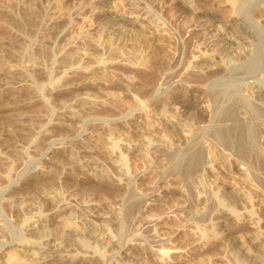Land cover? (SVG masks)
Instances as JSON below:
<instances>
[{
	"label": "rangeland",
	"instance_id": "obj_1",
	"mask_svg": "<svg viewBox=\"0 0 264 264\" xmlns=\"http://www.w3.org/2000/svg\"><path fill=\"white\" fill-rule=\"evenodd\" d=\"M18 1H20L21 3ZM139 1L143 10L149 9L148 11L151 10L152 12L155 9V4L158 2L156 0V2L154 0ZM151 1L154 2L151 3ZM211 1L214 5V9L216 10L218 18H220V15H222L221 17H223L225 16V14H227L226 18L223 17V22H225L224 24H227V22H235L231 18V16L228 17L230 14L223 11V8L228 9V6L226 5L227 0L226 2L225 0ZM24 2L23 0H0V218L6 222L5 223L4 221H2L4 222V225H7L8 228L10 227V229H7V227L5 226V231H8L6 233L3 232L5 233L4 237L6 235H9L8 237L6 236L8 240H10L9 238L13 239L17 234L18 235L15 237H21L19 235V231L24 232L23 229L25 228V223H27V221L31 218H36L37 216H48L51 220L49 228L54 230L56 233L66 232V217H70V219H68L72 222L77 220L80 224L82 223V221L80 222V220H78V217L82 216L84 218V221H87L89 223L92 220L95 223H93L94 230H97V233L99 234L98 237L101 236L100 238L102 239V241H107L106 239L114 238L116 241H119L117 243H126L127 245L133 244V250L131 249V254L128 255V257L122 259V262L124 264H264V203H262L264 201L260 203V199H258V195L260 193L264 194V175L262 174L264 172V154H262V152L260 153L259 150L258 152L256 151L255 147L253 146L254 143H251L253 146L251 150V144L248 141L250 139L243 140V143L245 144H243L244 147L242 148V150H246L245 152L243 151V154L246 153L244 154V156L247 158L249 155L248 159L250 160L251 164H253L250 168L244 167L236 157H228V159H226V163V161L223 159L227 158L226 155L220 154L219 151H213V154H215V157H217L214 161L215 165L218 163L216 165V173L214 172V174H216L215 176H218V180L226 181L224 183V186L222 184V190H227V192L225 191V196L217 195L218 188L217 184L213 180L214 177H210V175L208 176V174L205 173L203 174L202 171L198 170L196 164H198L197 158L199 155L195 151H193L192 153V150H190L191 153L189 152L190 154H188V151L186 149L184 150L185 154L183 152L179 153L178 155L176 152H171L172 154L169 153V157V155H157L158 153L160 154V152L162 153L164 151L161 145H153L152 147L151 144L146 148L144 147L143 151L133 149L128 150V152H126V150H119L117 146L114 147L112 142L116 139L118 140V138H120L121 136L123 137L124 131H126L127 134L129 133V140H131V138V141L135 140L131 142L132 144H140V142H144L143 138L147 135L143 133H145L146 131H132V127L128 126V128L125 125H122L117 129L118 133L116 131V134H114L115 130L113 129L114 131L111 132L112 130H109L110 127L108 126H111L113 125V123L120 121V119L123 120L125 117L131 115V113L138 111L140 108L142 109L144 107L143 104L135 105V99L133 100V98H135L136 94L138 99L139 97L140 100L143 99V92L140 93L142 96L138 92H135L137 91L136 89H139V87H141L142 90H150V88L152 87V76H150L149 74L153 75V72H106L107 75L105 73L104 80L102 81L97 79L96 77L100 75L101 72H99L100 74L98 72H92L94 73V75L91 72H87L89 73L87 75L84 74L85 72L58 73L57 71L59 68V64L54 59V55H52L50 51L52 50L54 53H57L59 51L58 48H60L63 43L67 42V38L69 36L66 37V34L70 35V33H72V35H75L73 33L75 29L73 28H76V30L74 31L76 33V36H79V34H81L80 36H82V17L78 16L76 17L77 19L74 18L75 21H72L71 19H69V17H67L68 13L66 12L61 13L58 9H56V11L54 12H51L48 7V0H24ZM141 2L144 6L141 4ZM223 2L226 4H224ZM156 5L158 6V4ZM107 7L108 10L110 9L108 15L110 14L109 18H111L108 19L105 14H103L102 17V14L97 15L99 18H96V16L92 23V27L94 28V30H90L95 39L98 40V38L100 37L98 41H92V43L97 42L95 44H91L88 39L89 47H91L92 49L94 48L95 51L97 49L98 51V53H96L97 51L95 52L93 50L95 54H92V60L99 59L100 56L102 57L106 55L109 50V47L106 44L108 37L107 35L109 34V31H107L109 29V25H111V28H115L118 26L117 29L119 28L123 34L118 33L119 35H117L119 37L121 35L124 37L125 35V39L129 38V41L131 43L134 42V44H136V49H140V51L142 49L141 53L147 55L153 41L152 39L155 37V35L159 36V27L149 25V21H146L145 18L141 19V15L136 16V12L133 13L130 6L124 0H108ZM112 14H114V17ZM263 14L259 15L258 13L257 15H259L260 19L262 18V22L264 23ZM104 15L107 18L104 17ZM117 16L119 18L121 16H128V21L125 22L124 20L122 22ZM131 19H134L135 22ZM109 21L112 22V24H110ZM47 22L50 23L51 26L48 25ZM76 22L78 23V25ZM98 22L100 23V25H98ZM106 22L109 24H107ZM235 23L234 25L231 24L228 28L230 29V31L227 30L226 32L224 31V29H219L220 26H218L217 23L212 26L211 29L214 28L213 31L215 32H212V34L214 33L213 36H215L213 37V41L215 44L217 43L216 47L219 44H225V46L223 45V47H221V45L219 46L223 50L225 49L229 52L231 51V54H237V52H240L242 47H246L247 49L251 47L250 50H253V48H255V54H259L260 57H264V33H262L263 30L261 31L259 27L257 28L259 30H256V28H253V25L248 21L247 29H245L246 27L244 28L240 26V24ZM72 24H75V27ZM96 25H98L99 29ZM168 25L169 24L167 23L164 24V26L170 27L167 28V31H164L166 33L165 48L170 47L172 50H169V52L167 48L165 50H167V56L170 57L174 52L173 49H175L177 46H182L183 40L181 41V34L177 32L176 29H174L175 26L172 27ZM78 26L79 28H77ZM78 29L79 31L76 32ZM136 29H139L140 31H136ZM170 29L172 33L170 32ZM67 30H69V32H67ZM148 31L153 32L149 33ZM221 31H223V33ZM48 32H50V35L48 34ZM91 33H89V37ZM168 33H170V35ZM233 33L235 34L232 35ZM99 34L100 36H98ZM109 35H111L110 37H112V34ZM117 35L115 36L116 38L118 37ZM223 35L226 37H223ZM96 36H98V38H96ZM102 36H105L106 38ZM232 36L239 39L237 40V43H235L236 45L234 44V42L236 41H234L235 39ZM115 37L114 39H116ZM123 37L122 39H124ZM224 38L226 39L224 40ZM250 39H252L251 43L248 42ZM50 41L51 48L49 51L48 46L50 45ZM101 42H103V47L101 46ZM241 42H247L248 44L246 43V45L244 46L243 44H241ZM260 43H262L263 45V51ZM41 46H43V48H45L46 50L43 49L44 51H42L40 48ZM228 46L231 48H229ZM220 47H217L218 51ZM140 51L138 53H140ZM37 54H41L39 55L40 57L44 56L43 59L39 58ZM94 55H96L97 57ZM260 57H257L258 60H256L254 64L263 61V58ZM212 58L201 60L200 62H202L201 64H203L201 66L205 67L211 65L213 67H217L218 65H224V62H219L220 60L217 56H215L214 59ZM38 60H44L43 64L49 69V72L37 71L39 64ZM194 60H197V58L191 60L192 64L195 62ZM80 73L83 75H81ZM133 73L138 74L134 75ZM140 73L142 74V76L140 75ZM144 73L148 75H145V79ZM159 73L160 74H158V72H154V74L157 75L156 77L164 78L165 76L166 78L167 75V80L165 81H168L169 79V87L166 89V92L164 91L162 94L159 93L160 96L159 94L153 96V99L151 100L152 102L148 101V103H150L148 104L150 106L149 108L152 109H149L148 105H146V109H144L146 110V115L150 114L145 117L147 120L146 123L149 126L152 125V133L154 130L155 137L160 140V143H167V141L178 142L181 139L183 140V137L181 136L183 134V131L181 130L182 134L180 135V132H177V127L179 125L180 127L187 126L186 128L191 126L190 124L192 123L189 117L192 113H194V111H200L204 116H206L205 118H207V120L209 119L208 117L210 115V104L205 100L206 98L204 92L206 91V89L204 87H201L202 90L200 89V91H198L197 93L194 92L192 90V86H194L193 84H197V82L195 83L194 81H192L193 83H191L190 81V83L186 85L188 87L184 89L185 86L181 85V83H179L178 81L180 78L179 74L181 72ZM139 75L143 77L144 80L141 79ZM91 76H95L96 78H92ZM132 76H134V78ZM128 77H131L130 80H128ZM148 77H150V80ZM132 78L134 79V83ZM94 79H96L97 81H95ZM137 80L139 82H137ZM157 80L158 78H156V81ZM144 81L146 82L144 83ZM172 81L174 82V84ZM142 82L145 85L146 83L150 84V87L149 85H143ZM134 84L136 87L134 86ZM234 84L235 82L230 81V79L225 80L224 83L220 82L217 84L218 86H213L215 88L211 87L210 94L213 92L214 94L212 93L211 95L215 97L216 95L221 97H225L226 95L227 97H229V99L227 100V103L229 102V105H233L231 103L233 102L239 110H243L244 101L241 100L239 96H234V88L236 85ZM132 91L134 92V94L131 93ZM106 93L107 96L105 97ZM137 94L140 96H138ZM113 95H116V97ZM86 97L91 101L94 100V104L93 102L90 103L91 101H84ZM108 97L109 99H107ZM52 98H54L55 100H52ZM114 100H116L117 102ZM144 100L145 98L142 100V102H144ZM107 101L109 103L111 102V104L109 105ZM87 103H89V105ZM130 104H132V106ZM231 105L229 107H231ZM83 106L86 108H83ZM187 106H193V108L195 109H190ZM240 107L242 109H240ZM187 109L190 111H187ZM120 111L123 113H118ZM170 112L172 113L170 114ZM117 113L120 115H118ZM164 116L171 120L169 122L164 121ZM225 131L226 130H224V132ZM139 132L142 134H140ZM117 134H120V136H118ZM111 135H113V137ZM114 135H117L118 137L114 138ZM83 138H85V141L82 145V142L80 143V141ZM69 141L76 143V146H72L70 148L64 147V145L70 143ZM250 142L253 141L251 140ZM77 145H79V147ZM80 147L83 149L85 148V150H83V153L85 155L84 159H87V167L83 166L82 164L79 166V164L76 165L73 163L74 159L72 158H75L74 154ZM207 152L208 153L206 155L208 156L209 149ZM121 153H123V155L127 153L128 156L124 157ZM254 153L256 156L254 155ZM51 156L53 157V160L47 159ZM207 156H205V160L208 159ZM71 160H73L72 163H70ZM219 163L222 165L221 167ZM69 165H72V169L74 170L70 169L71 166ZM112 165L114 168L112 167ZM43 170H46V172L43 173ZM256 174L259 177H256ZM256 178H260V180L258 179V181H261V184L263 183L262 186L256 180ZM63 183L65 184L63 185ZM234 185L237 186V188ZM214 186L216 189H211V187ZM256 186L259 187L257 188ZM257 189H259L258 192H256ZM228 192L229 194L232 193V195H229ZM245 194L247 196H250L252 194V199L249 197V199L246 198ZM228 196H231L233 198H230ZM218 197H222L221 202ZM225 197H227L228 201H225L227 200ZM223 198H225V200ZM229 199H231L232 201ZM233 199H236V203L235 201H233ZM92 201H95L97 205H99V211L97 210L98 216L94 217L96 219H93L92 217V219L90 220L88 219L90 217L89 215L87 216V214H89L88 208L89 206H91L89 205V203ZM68 203H70V205ZM62 204L69 205V212L68 210L62 211L60 213H57L55 211L57 207L59 208L60 206H62ZM235 205L237 206L236 208ZM73 210H75V214L71 212ZM80 210L81 213H79ZM226 210H239V212H243V215L244 213L250 214V212H254V216L256 217L255 219L259 220V224L257 225L258 227H250L249 220L245 221V219L237 222L233 218H230L229 215H227ZM63 212L65 213L63 214ZM79 214L81 216H79ZM62 215L67 216L63 217ZM72 217L74 218V220L72 219ZM76 224L78 223L76 222ZM192 228L199 230L198 236H193L194 232H192ZM11 233H15L14 236H10L12 235ZM246 233H248V235H245ZM71 234V236H73L72 238L76 237L75 235H73L72 231ZM160 236L164 238L165 243L162 244V246L164 245L163 247L160 246L159 248V245L155 240L160 238ZM256 236L258 237L257 245L256 247H254L253 251L251 250L252 252H249L252 254L246 253L248 251L245 250H238V247L240 245L248 247L249 240H255L257 238ZM6 238H4V240ZM234 238H238L241 241L235 243ZM142 242L144 243L143 245L139 246L136 244ZM236 246L238 247L236 248ZM79 248L77 250H74V248H72L73 250L71 249L70 252L77 253L78 251H87L80 246ZM152 248L162 250L165 249L169 254H167L166 257L161 258L153 252ZM3 249V263L10 262L13 259L11 255L13 254L15 247L13 245L6 244ZM87 252V254L79 253V255L83 254L84 257H78V264H82V262L83 264H110L109 260L102 263V260L93 257V253H91L92 251ZM90 255L92 256V258ZM85 257H88V259H86ZM135 258H140V260L135 262Z\"/></svg>",
	"mask_w": 264,
	"mask_h": 264
},
{
	"label": "bare ground",
	"instance_id": "obj_2",
	"mask_svg": "<svg viewBox=\"0 0 264 264\" xmlns=\"http://www.w3.org/2000/svg\"><path fill=\"white\" fill-rule=\"evenodd\" d=\"M110 1V0H109ZM112 1V0H111ZM126 1V3L130 6L132 12H136V16H140L141 15V19L145 18L146 21H149V25L151 26H155V27H159V36H156L152 39V44L150 46L149 52L147 53V55H144L141 53L140 49H136L137 47H135L136 44L131 43L128 39H125V35H124V39H122V37L118 36V33H122V31H120V29L118 30L117 27L115 28H111V25H109V29L107 31H109V34H112V37H110L111 35L108 34L107 36V46L109 47L108 50V54L106 52V55L104 56H100L99 59L96 60H92L93 55L95 54L96 51L94 50V48L92 49L91 47H89V41L91 42V44H95L92 43V41L97 40L94 38V36L92 35L90 30H94V28L92 27V23L94 18L97 15H101V17L103 16V14H105L108 19L109 15H108V6L107 7V2L108 0H74V1H69V0H48V7L50 9L51 12L56 11V9L60 10V12H66L68 13L69 19H71L72 21H75L74 18L76 17H82V26H81V31L83 32L82 36H80L81 34H79V36H76V33L74 32L76 30V28H72L75 29L73 31V33L75 35H72V33H70V35L66 34V37L69 36L67 38V42L63 43L62 46H60V48L56 47L59 49V51L57 53H54L52 50L50 51L51 48V41H50V45L48 46V50L51 52L52 55H54V59L58 62L59 64V68H58V73L60 72H85L84 74H89L87 72H101L100 75L96 76L97 79L99 80H104V76L106 72H153L152 74H149L150 76H152L151 79V88L150 90H142L141 87H139V89H136L137 91H135L136 93L138 92L139 94L141 92L142 95L146 96H142V98L144 100V102H142V100H140V97L138 99V97L135 94V98H133L134 100V104L135 105H140L143 104V108L141 109H137L138 111H135L133 113H131V115H127L128 117H125L123 120L120 119V121H117L116 123H113V125L108 126L110 127L109 130L111 129L113 132L115 130L118 133V128L121 127L122 125L126 126V127H132V131H146L145 136L143 139V143L137 144V143H131L133 141L132 138L131 140H129L128 134L126 131H124V136L118 138L115 141L112 142L114 147H118L119 150H123L126 152H128V150H142L144 149V147L146 148L147 146L152 144L153 145H161L164 149H162V153L160 152V154L156 153L157 155H169V153L171 152H176L177 155L179 153H183L185 154V151L187 149L188 154H190V150L195 151L196 153H198V164L197 168L198 170L202 171L203 174H208V176L210 175V177H214L213 180L214 182L217 184V195L218 196H225L227 190L223 189L222 190V184L224 186V183L226 181H222V180H218V176H215L216 174H214V172L216 173V164L215 165V157L216 155L213 154V151H219L220 154L226 155L227 158H223L225 161L226 159H228V157H236L238 159V161L241 162V164L246 167V168H250L252 167L253 164H251L248 155V158L244 156L242 148L244 147L243 143L244 139H250L248 140L249 143H254V147L256 149V151L258 152V150L260 151V153L262 152V154H264V57H260L259 54H255L254 50L255 48H253V50H250V48H246V47H242V49L240 50V52L233 53L227 50H223L221 47H223V45L225 46V44H219L221 45V47L219 45H217L214 43L213 41V36L214 35V28H212V26H214L216 23L218 24V26H220L219 29L223 30L226 32L227 30L230 31V29H228L230 27L231 24L234 25V23L236 22L237 24H240V26L242 27H246L245 29H247L248 25H247V21L250 22L251 26L254 28H256V30L261 29V31L263 30L262 33H264V23L262 22V18L260 19L259 15L263 14L264 11V0H227V6L228 9H224L223 11L225 13L230 14L228 17L231 16V18L235 21L234 23H228L224 24L225 22H223V17L226 18V15L221 17L222 15H220L218 18L216 10L214 9V5L212 4L211 0H156L158 1L156 4H158V6L155 4V9L152 12L151 10H143V8H141L140 5V1L139 0H124ZM149 1V0H146ZM155 1V0H154ZM154 1H151L154 2ZM155 1V2H156ZM20 2V1H18ZM24 2V0H23ZM219 2V1H218ZM226 2V0H225ZM21 3V2H20ZM25 3V2H24ZM40 3V2H39ZM120 4V3H119ZM142 4V2H141ZM215 4V3H214ZM113 5V4H112ZM143 5V4H142ZM216 5V4H215ZM221 5V4H220ZM144 6V5H143ZM157 6V7H156ZM223 6V5H222ZM221 7V6H220ZM225 7V6H224ZM113 8V7H112ZM147 8V7H145ZM153 8V7H152ZM157 8V9H156ZM217 8V7H216ZM222 8V7H221ZM227 8V7H226ZM256 8V9H255ZM114 9V8H113ZM65 10V11H64ZM258 11V12H256ZM40 12V11H39ZM42 12V11H41ZM111 12V11H110ZM118 12V11H117ZM131 12V11H130ZM43 13V12H42ZM57 13V12H56ZM55 13V14H56ZM115 13V12H114ZM132 13V14H133ZM259 13V15H257ZM54 14V13H53ZM122 14V13H121ZM120 14V15H121ZM128 14V13H127ZM44 15V14H43ZM67 15V14H65ZM104 15V17H106ZM114 17V14H112ZM111 15V16H112ZM117 15V14H116ZM131 15V14H130ZM264 15V14H263ZM60 16V15H59ZM49 17V16H48ZM57 17V16H56ZM62 17V16H61ZM66 17V16H65ZM100 17V18H101ZM106 17V18H107ZM118 17V16H117ZM122 17V16H121ZM119 18V20H121L122 22L125 20L128 21V16H123L122 18ZM132 17V16H131ZM63 18V17H62ZM96 18H99L98 16ZM105 18V19H106ZM136 18V17H135ZM224 18V19H225ZM53 19V18H52ZM67 19V18H65ZM67 19V20H69ZM74 19V20H73ZM77 19V18H76ZM107 19V20H108ZM127 19V20H126ZM130 19V18H129ZM65 20V21H67ZM98 20V19H97ZM116 20V18H115ZM118 20V19H117ZM134 21V19H131ZM130 20V21H131ZM48 21V20H47ZM132 21V22H133ZM137 21V20H136ZM231 21V20H230ZM46 22V21H45ZM44 22V23H45ZM71 22V21H70ZM116 22V21H115ZM114 22V23H115ZM135 22V21H134ZM140 22V21H139ZM48 23V22H47ZM62 23V22H61ZM72 23V22H71ZM77 23V22H76ZM104 23V22H101ZM107 23V22H106ZM105 23V24H106ZM110 24H112V22L109 21ZM107 23V24H109ZM169 24L170 26H175L174 29L177 30V32H179L181 34L180 37H182L181 41H182V46L180 45L178 48L173 47L175 49H173L172 56L168 57L167 55V50L169 52V50H172L170 47V49L165 50V40H166V33L164 32L165 30L167 31V26H164V24ZM235 23V24H236ZM64 24V23H63ZM62 24V27H63ZM67 24V23H66ZM69 24V22H68ZM67 24V25H68ZM81 24V22H80ZM104 24V25H105ZM118 24V23H117ZM123 24V23H122ZM148 24V23H147ZM220 24V25H219ZM44 25V24H43ZM48 25H50V23H48ZM47 25V26H48ZM56 25V24H55ZM75 27V24H72ZM78 25V23H77ZM98 25H100V23L98 22ZM98 25H96L98 27ZM103 25V24H102ZM115 25V24H113ZM112 25V26H113ZM121 25V24H120ZM127 25V23H126ZM143 25V24H142ZM168 25V26H169ZM51 26V25H50ZM108 26V25H107ZM124 26V25H122ZM136 26V25H135ZM147 26V25H146ZM38 27V26H37ZM68 27V26H66ZM102 27V26H100ZM127 27V26H126ZM125 27V28H126ZM130 27V25H129ZM141 27V26H140ZM148 27V26H147ZM216 27V28H217ZM259 27V29H257ZM47 28V27H46ZM54 28V27H53ZM57 28V27H56ZM79 28V26L77 27ZM96 28V27H95ZM121 28V26H120ZM123 28V27H122ZM139 28V27H138ZM232 28V27H231ZM237 28V27H236ZM44 29V28H43ZM70 29V28H69ZM99 29V27H98ZM97 29V30H98ZM101 29V28H100ZM140 29V28H139ZM139 29H136L139 30ZM96 30V29H95ZM102 30V29H101ZM105 30V28H104ZM123 30V29H121ZM134 30V29H133ZM175 30V31H176ZM203 30V32H202ZM232 30V29H231ZM79 29L76 31L78 32ZM90 31V32H89ZM129 31V30H128ZM140 31V30H139ZM147 31V30H146ZM150 31V30H149ZM148 31V32H149ZM154 31V30H153ZM152 31V32H153ZM173 31V32H175ZM234 31V30H233ZM237 31V30H235ZM42 32V31H41ZM40 32V33H41ZM47 32V31H46ZM60 32V31H59ZM65 32V31H64ZM67 32H69V30H67ZM85 32V34H84ZM96 32V31H95ZM98 32V31H97ZM149 32V33H152ZM169 32V29H168ZM171 32V29H170ZM212 32H214L212 34ZM223 33V31H221ZM253 32V31H252ZM44 33V32H43ZM50 32H48L49 34ZM80 33V32H79ZM89 33L90 37H89ZM99 33V32H98ZM127 33V32H126ZM156 33V32H154ZM153 33V35H154ZM172 33V32H171ZM230 33V32H229ZM228 33V34H229ZM58 34V33H57ZM78 34V33H77ZM118 34V35H117ZM123 34V33H122ZM143 34V33H142ZM170 35V33H168ZM174 34V33H173ZM226 34V33H225ZM235 33H233L232 35H234ZM40 35V34H39ZM50 35V34H49ZM104 35V34H102ZM118 36L117 38L115 36ZM128 35V34H127ZM130 35V34H129ZM135 35V34H134ZM152 35V34H151ZM216 35V34H215ZM227 35V34H226ZM237 35V34H236ZM246 35V34H245ZM65 36V35H64ZM100 36V34L98 35ZM98 36H96V38H98ZM106 36V35H105ZM105 36H102L104 38H106ZM143 36V35H141ZM145 36V35H144ZM176 36V35H175ZM244 36V35H243ZM40 37V36H39ZM46 37V36H45ZM114 37L116 39H114ZM129 37V36H127ZM126 37V38H127ZM135 37V36H134ZM140 37V36H139ZM146 37V36H145ZM223 37H226L223 35ZM233 37V36H232ZM65 38V37H64ZM100 38V37H99ZM98 38V40H99ZM236 41L234 42L237 43V40H239L237 37H233ZM45 39V38H44ZM48 39V38H47ZM46 39V40H47ZM50 39V38H49ZM55 39V38H54ZM62 39V38H61ZM103 39V38H102ZM141 39V38H140ZM139 39V40H140ZM148 39V38H147ZM226 38H224L225 40ZM230 39V38H229ZM43 40V39H42ZM41 40V41H42ZM51 40V39H50ZM97 40V41H98ZM132 40V39H131ZM143 40V39H142ZM146 40V39H145ZM151 40V39H150ZM180 40V39H179ZM218 40V39H217ZM223 40V39H222ZM233 40V39H232ZM64 41V40H63ZM102 41V40H101ZM133 41V40H132ZM172 41V40H171ZM229 41V40H228ZM245 41V40H244ZM263 41H264V36H263ZM37 42V40H36ZM40 42V40H39ZM46 42V41H44ZM53 42V41H52ZM138 42V41H137ZM148 42V41H147ZM220 42V41H219ZM231 42V41H230ZM240 42V41H239ZM249 43L252 42V39H250L248 41ZM255 42V41H254ZM42 43V42H41ZM40 43V44H41ZM62 43V42H60ZM59 43V44H60ZM101 42V46H102ZM143 43V42H142ZM247 42H241V44H243L244 46L246 45ZM256 43V42H255ZM38 44V43H37ZM90 44V45H91ZM99 44V43H98ZM167 44V43H166ZM240 44V43H239ZM240 44V45H241ZM248 44V43H247ZM258 44V43H257ZM261 47H262V51H263V45L262 43ZM259 44V45H260ZM42 45V44H41ZM104 45V44H103ZM134 45V46H133ZM173 45V44H172ZM230 45V44H229ZM233 45V44H232ZM236 45V44H235ZM237 45V46H240ZM242 45V46H243ZM258 45V46H259ZM58 46V45H57ZM93 46V45H92ZM99 46V45H98ZM140 46V45H139ZM169 46V45H168ZM231 46V45H230ZM248 46V45H247ZM47 47V46H45ZM53 47V46H52ZM94 47V46H93ZM96 47V46H95ZM103 47V46H102ZM135 47V48H134ZM229 47V46H228ZM234 47V46H233ZM36 48V47H35ZM42 51L46 50L45 48H43V46L40 47ZM98 48V47H97ZM106 48V45H105ZM139 48V47H138ZM142 48V47H141ZM231 48V47H229ZM228 48V50H229ZM44 49V50H43ZM55 49V48H54ZM102 49V48H101ZM39 50V49H38ZM95 52H94V51ZM104 50V49H103ZM102 50V51H103ZM107 50V49H106ZM140 53H138L139 51ZM225 52H223V51ZM235 50V49H234ZM237 50V49H236ZM56 51V50H55ZM222 51V52H221ZM101 52V51H100ZM236 52V51H235ZM40 53V52H39ZM98 53V51L96 52ZM102 53V52H101ZM145 53V52H144ZM255 54V55H253ZM263 54V53H262ZM38 55V54H37ZM41 55V54H39ZM38 55L39 58L40 57ZM44 55V53H43ZM97 55V54H96ZM94 55V56H96ZM217 56L219 58V62L221 63L224 62V65H218L217 67H213L211 65L209 66H205L202 67L201 64L202 62H200L201 60H205L206 58H212L214 59V57ZM264 56V55H263ZM37 57V56H36ZM97 57V56H96ZM257 57L263 58L262 62H257L254 64V62L256 60H258ZM35 58V56H34ZM37 58V59H39ZM197 58V60H194L195 62L192 64L191 60ZM46 59V58H45ZM48 59V58H47ZM216 59V58H215ZM39 61V60H38ZM44 60H40L39 64H38V72H49V69L43 64ZM52 61V60H51ZM50 62V61H49ZM200 62V63H199ZM209 62V61H208ZM207 62V63H208ZM36 63V62H35ZM211 63V62H210ZM223 64V63H222ZM32 66V65H31ZM51 66V65H50ZM35 67V66H34ZM49 67V66H48ZM57 68V67H55ZM33 71V70H32ZM56 71V70H55ZM30 72V71H29ZM154 72H158V74H160L159 72H181L180 78H179V83H181V85H184V89L188 86L190 81L191 83H193L192 81H194L195 83L197 82V84H193L194 86H192V90L194 92H198L200 91V89L202 90L201 87H204L206 89V93L205 94V100L208 101L209 105V110H210V115H209V119L207 120V118H205L206 116H204L200 111H194V113H192L190 115V121L192 124H190L191 126H189L188 128L186 127H180V125L177 127V132H180L179 134L181 135L183 131V134L181 135L183 137V140H179L178 142H172V141H167L164 143H160V140H158V138L155 137V131L153 130L152 133V125L149 126L146 122V118L148 115L145 114L146 110V105L150 104L148 103V101H151L153 99V96H156L159 93H163L164 91L166 92V89L169 87V79L167 80V75L166 78L164 76L163 77H156L157 75L154 74ZM201 72V73H200ZM211 72V73H209ZM94 73H92L94 75ZM140 73V75L142 76V74ZM70 74V73H69ZM73 74V73H72ZM77 74V73H76ZM81 74V73H80ZM134 74V73H133ZM138 74V73H136ZM134 74V75H136ZM79 75V74H78ZM83 75V74H81ZM107 75V73H106ZM139 75V76H140ZM148 76L147 74L144 73V79L146 76ZM162 75V74H161ZM65 76V74H64ZM68 76V75H67ZM120 76V74H119ZM118 76V77H119ZM127 76V75H126ZM131 76V75H130ZM141 79H143V77H141ZM63 77V76H62ZM69 77V76H68ZM92 77V76H91ZM95 77V76H94ZM92 77V78H94ZM95 77V78H96ZM109 77V76H108ZM125 77V76H124ZM134 78V76H132ZM177 77V76H176ZM73 78V77H72ZM89 78V77H88ZM129 78V77H128ZM131 78V77H130ZM130 78L128 80H130ZM133 83H134V79ZM138 78V77H137ZM150 80V77H148ZM147 78V79H148ZM156 78H158V80L156 81ZM169 78V77H168ZM63 79V78H62ZM71 79V78H69ZM76 79V78H75ZM107 79V78H106ZM117 79V78H116ZM124 79V78H123ZM136 79V78H135ZM140 79V81H141ZM143 79V80H144ZM146 79V80H147ZM164 79V80H163ZM177 79V78H176ZM175 79V80H176ZM235 82V93L234 96L237 95L239 96V98H241V100H243L242 102L244 103V107L243 110H239L233 102H231L233 105H231V107H229V102L227 103V100L229 99V97H227L225 95L224 96H212L211 93L210 94V89L215 88L213 86L217 85L220 82H223L225 80H229ZM80 80V79H79ZM95 81H97L96 79H94ZM111 80V79H110ZM63 81V80H62ZM74 81V80H73ZM109 81V80H107ZM106 81V82H107ZM120 81V80H119ZM99 82V81H98ZM116 82V81H115ZM125 82V81H124ZM123 82V83H124ZM127 82V81H126ZM137 82H139L137 80ZM146 81H144L145 83ZM157 82V83H156ZM173 82V81H172ZM228 82V81H227ZM69 83V82H68ZM71 83V82H70ZM93 83V82H92ZM95 83V82H94ZM109 83V82H108ZM120 83V82H119ZM143 83V82H142ZM140 83V84H142ZM143 83V85H145ZM57 84V83H56ZM105 84V83H104ZM127 84V83H126ZM154 84V86H153ZM174 84V82H173ZM116 85V84H115ZM138 85V84H137ZM142 85V86H143ZM146 85L150 87V84ZM145 85V86H146ZM180 85V86H181ZM220 85V84H219ZM229 85V84H228ZM231 85V84H230ZM233 85V86H234ZM56 86V85H55ZM60 86V84H59ZM100 86V85H99ZM135 86V84H134ZM140 86V85H139ZM218 86V85H217ZM52 87V86H51ZM91 87V86H90ZM127 87V86H126ZM136 87V86H135ZM144 87V86H143ZM190 87V86H189ZM68 88V87H67ZM87 88V87H86ZM111 88V87H110ZM109 88V90H110ZM121 88V87H120ZM147 88V87H146ZM76 89V88H75ZM74 89V90H75ZM115 89V88H113ZM134 89V90H135ZM87 90V89H86ZM92 90V89H91ZM98 90V89H97ZM96 90V92H97ZM112 90V89H111ZM117 90V89H116ZM120 90V89H119ZM129 90V89H128ZM132 90V89H131ZM130 90V91H131ZM133 90V91H134ZM213 90V89H212ZM216 90V89H215ZM100 91V90H99ZM98 91V92H99ZM103 91V90H102ZM126 91V90H125ZM131 92L134 94V92ZM184 91V90H183ZM187 91V90H186ZM79 92V90H78ZM94 92V91H93ZM119 92V91H118ZM123 92V91H122ZM188 92V91H187ZM203 92V91H202ZM115 93V92H113ZM185 93V92H184ZM201 93V92H200ZM109 94V93H108ZM119 94V93H118ZM195 94V93H194ZM214 94V93H213ZM110 95V94H109ZM127 95V94H126ZM138 95V94H137ZM138 95V96H140ZM167 95V93H166ZM179 95V94H178ZM58 96V95H57ZM79 96V95H78ZM93 96V95H92ZM103 96V95H102ZM107 96V93L105 95V97ZM112 96V95H111ZM116 97V95H113ZM160 96V94H159ZM174 96V95H173ZM172 96V97H173ZM202 96V95H201ZM236 96V97H237ZM74 97V96H73ZM97 97V96H96ZM104 97V98H105ZM121 97V96H120ZM119 97V98H120ZM133 97V96H131ZM170 97V96H169ZM64 98V97H63ZM71 98V97H70ZM84 98V97H83ZM92 98V97H91ZM183 98V97H182ZM233 98V97H232ZM235 98V97H234ZM54 98H52L53 100ZM57 99V98H56ZM65 99V98H64ZM69 99V98H68ZM76 99V98H75ZM109 99V97L107 98ZM112 99V98H111ZM169 99V98H168ZM176 99V98H175ZM174 99V100H175ZM55 100V99H54ZM63 100V99H61ZM73 100V99H72ZM96 100V99H95ZM100 100V99H99ZM117 100V99H116ZM114 100V101H116ZM182 100V99H181ZM233 100V99H231ZM68 101V100H67ZM82 101V100H81ZM84 101L86 102H90L91 100L89 98L86 97V99H84ZM101 101V100H100ZM109 101V100H108ZM107 101V102H108ZM119 101V100H118ZM183 101V100H182ZM240 101V99H239ZM54 102V101H53ZM85 102V103H86ZM94 104V100L91 101L90 103ZM98 102V101H97ZM102 102V101H101ZM100 102V103H101ZM117 102V101H116ZM152 102V101H151ZM161 102V101H160ZM164 102V101H163ZM167 102V101H165ZM83 103V102H82ZM81 103V104H82ZM96 103V102H95ZM104 103V100H103ZM109 103V102H108ZM122 103V102H121ZM159 103V102H158ZM226 103V105H225ZM89 105V103H87ZM111 104V102L109 103V105ZM119 104V103H118ZM228 104V105H227ZM236 104V103H235ZM77 105V104H76ZM86 105V104H83ZM106 105V103H105ZM132 106V104H130ZM95 106V105H94ZM98 106V105H97ZM155 106V105H154ZM158 106V105H157ZM167 106V105H166ZM228 106V108H227ZM75 107V106H74ZM91 107V106H90ZM119 107V106H118ZM139 107V106H138ZM142 107V106H141ZM150 106L148 105V108ZM153 107V106H152ZM185 107V106H184ZM190 109L193 108V106H187ZM83 108H86L83 106ZM89 108V106H88ZM92 108V107H91ZM100 108V107H99ZM131 108V107H130ZM95 109V108H94ZM133 109V108H132ZM152 109V108H149ZM154 109V108H153ZM163 109V108H162ZM167 109V108H166ZM195 109V108H193ZM240 109H242L240 107ZM79 110V109H78ZM77 110V111H78ZM82 110V108H81ZM80 110V111H81ZM84 110V109H83ZM199 110V109H198ZM73 111V110H72ZM79 111V112H80ZM105 111V110H104ZM110 111V110H109ZM187 111H190L187 109ZM156 112V111H155ZM159 112V111H158ZM161 112V111H160ZM167 112V111H166ZM85 113V112H84ZM88 113V112H87ZM113 113V112H111ZM118 113H123V112H118ZM117 113V114H118ZM148 113V112H147ZM169 113V112H168ZM172 112H170L171 114ZM78 114V113H77ZM82 114V113H81ZM118 114V115H120ZM125 114V113H124ZM123 114V116H124ZM161 114V113H160ZM163 114V113H162ZM169 115V114H168ZM187 115V113H186ZM188 115V116H189ZM117 116V115H116ZM156 116V115H155ZM161 116V115H160ZM165 117V116H164ZM175 117V116H174ZM152 118V117H151ZM171 118V117H170ZM171 119L165 117L166 122H169ZM151 121V120H150ZM155 121V119H154ZM178 122V121H177ZM153 123V122H151ZM185 123V122H184ZM150 124V123H149ZM180 124V123H178ZM157 125V123H156ZM162 125V124H160ZM57 126V125H56ZM164 126V125H163ZM170 126V124H169ZM128 127V128H129ZM162 127V126H161ZM153 128V127H152ZM165 128V127H164ZM106 129V128H105ZM114 129V130H113ZM163 129V128H162ZM172 130V129H171ZM224 130H226L224 132ZM106 131V130H104ZM120 131V130H119ZM159 131V130H158ZM48 132V131H47ZM130 132V131H129ZM139 132V133H140ZM148 132V134H147ZM223 132V133H222ZM131 133V132H130ZM159 133V132H158ZM157 133V134H158ZM121 134V133H120ZM120 134L118 136H120ZM137 134V133H136ZM135 134V135H136ZM142 134V133H140ZM150 134V135H149ZM49 135V134H48ZM114 135L115 137L118 136ZM123 135V134H122ZM134 135V136H135ZM139 135V134H138ZM84 136V134H83ZM100 136V135H99ZM113 137V135H111ZM127 137V138H124ZM132 137V136H131ZM181 137V138H182ZM86 138V136H85ZM85 138L81 139L80 143L83 145ZM89 138V137H88ZM136 138V137H135ZM180 138V137H179ZM71 139V138H70ZM74 139V138H73ZM72 139V140H73ZM137 139V138H136ZM169 139V138H168ZM172 139V138H171ZM90 140V139H89ZM253 142H250V141ZM246 141V140H245ZM70 142V141H69ZM118 142V144H117ZM247 142V141H246ZM89 143V142H88ZM108 143V142H107ZM3 144V143H2ZM132 144V145H131ZM248 144V143H246ZM80 145V144H79ZM79 145H77L79 147ZM108 145V144H107ZM72 146H76V143L70 142L69 144L64 145V147H72ZM252 144H251V150H252ZM88 147V146H87ZM111 147V146H110ZM161 147V148H162ZM109 148V147H108ZM246 148V146H245ZM250 148V147H249ZM99 149V148H98ZM209 149V155L207 156L206 154L208 153ZM254 149V150H255ZM83 150H85V148H79L78 150H76V153L74 154L75 158L74 159V164L79 166L82 164L83 166L87 165V159H84V153ZM106 150V149H104ZM158 150V149H157ZM161 150V149H159ZM253 150V151H254ZM246 151V150H245ZM244 151V152H245ZM86 152V151H85ZM96 152V151H95ZM190 152V153H189ZM194 152V153H195ZM212 152V153H211ZM255 152V151H254ZM92 153V152H91ZM249 153V152H248ZM247 153V154H248ZM253 153V152H252ZM251 153V154H252ZM256 153V152H255ZM254 153V155H255ZM108 154V153H107ZM122 156L127 157L128 154L123 155V153H121ZM148 154V153H147ZM155 154V155H156ZM172 154V153H171ZM187 154V153H186ZM219 154V155H220ZM53 155V154H52ZM100 155V154H99ZM109 155V154H108ZM115 155V154H114ZM143 155V154H142ZM182 155V154H181ZM195 155V154H194ZM56 156V155H55ZM72 156V155H71ZM117 156V155H116ZM173 156V155H172ZM171 156V157H172ZM205 156H207L208 159H204ZM247 156V155H246ZM256 156V155H255ZM259 156V154H258ZM263 156V155H262ZM170 157V155H169ZM168 157V158H169ZM197 157V156H196ZM86 158V157H85ZM113 158V157H112ZM116 158V157H115ZM158 158V157H157ZM165 158V157H164ZM47 159L49 160H53V157H48ZM149 159V158H148ZM221 159V158H220ZM231 159V158H230ZM251 159V158H250ZM263 159V158H262ZM94 160V159H93ZM112 160V159H111ZM126 160V159H125ZM222 160V161H224ZM257 160V159H256ZM73 160H71L70 163H72ZM118 161V160H117ZM130 161V160H129ZM150 161V160H148ZM160 161V160H159ZM169 161V160H166ZM253 161V160H252ZM113 162V161H112ZM115 162V161H114ZM220 162V161H219ZM256 162V161H255ZM263 162V161H262ZM106 163V162H105ZM196 163V162H195ZM221 163V162H220ZM219 163V164H220ZM223 163V162H222ZM227 163V161H226ZM85 164V165H84ZM99 164V163H98ZM102 164V163H101ZM128 164V163H127ZM156 164V163H155ZM231 164V163H230ZM264 164V162H263ZM262 164V165H263ZM68 165V164H66ZM89 165V164H88ZM96 165V164H95ZM131 165V164H130ZM157 165V164H156ZM155 165V166H156ZM70 169H72V165ZM75 166V165H74ZM94 166V165H93ZM104 166V165H103ZM222 165L220 164V167ZM87 167V166H86ZM113 167V165H112ZM161 167V166H160ZM264 167V166H263ZM75 168V167H74ZM81 168V167H80ZM91 168V167H90ZM114 168V167H113ZM256 168V166H255ZM52 169V168H51ZM92 169V168H91ZM108 169V168H107ZM131 169V168H130ZM164 169V168H163ZM74 170V169H72ZM78 170V169H77ZM80 170V169H79ZM106 170V169H105ZM117 170V169H116ZM121 170V169H120ZM160 170V169H159ZM250 170V169H249ZM55 171V170H53ZM91 171V170H90ZM46 170H43V173H45ZM72 172V171H71ZM130 172V171H129ZM136 172V171H134ZM252 172V171H250ZM73 173V172H72ZM80 173V172H79ZM122 173V172H121ZM249 173V172H248ZM52 174V173H51ZM78 174V172H77ZM111 174V173H110ZM163 174V173H162ZM264 175V172L262 173ZM59 175V174H58ZM120 175V174H119ZM124 175V174H123ZM138 175V173H137ZM166 175V174H165ZM168 175V174H167ZM219 175V174H218ZM227 175V174H226ZM251 175V174H250ZM254 175V173H253ZM224 176V175H223ZM258 175L256 174V177ZM55 177V176H54ZM53 177V178H54ZM202 177V176H201ZM206 177V175H205ZM255 177V175H254ZM259 177V176H258ZM57 178V177H56ZM55 178V179H56ZM109 178V177H108ZM227 178V177H226ZM51 179V178H50ZM61 179V178H60ZM126 179V178H125ZM137 179V178H136ZM253 179V178H252ZM260 180V178H258ZM258 179L256 178V180L258 181ZM52 180V179H51ZM66 180V178H65ZM71 180V179H70ZM74 180V179H73ZM134 180V179H133ZM139 180V179H138ZM209 180V179H208ZM247 180V179H246ZM119 181V180H118ZM137 181V180H136ZM135 181V183H136ZM201 181V180H200ZM256 181V182H257ZM50 182V181H49ZM55 182V181H54ZM73 182V181H72ZM212 182V181H211ZM210 182V183H211ZM259 182V181H258ZM70 183V182H69ZM129 183V182H128ZM261 184V181L259 182ZM264 183V181H263ZM262 183V184H263ZM56 184V183H55ZM58 184V183H57ZM65 183H63L64 185ZM214 184V183H213ZM255 184V183H254ZM261 184V186H262ZM235 186V185H234ZM237 188V186H235ZM257 188L259 186H256ZM264 187V184H263ZM214 190L216 189L215 186L211 187V189ZM241 188V187H240ZM231 189V188H230ZM235 189V188H234ZM139 190V189H138ZM229 190V189H228ZM239 190V189H238ZM259 189H257L256 192H258ZM263 190V189H261ZM141 191V190H140ZM213 191V190H212ZM226 191V192H225ZM243 192V191H242ZM252 192V191H251ZM255 192V191H254ZM264 192V191H263ZM253 193V192H252ZM213 194V193H212ZM229 194V192H228ZM232 195V193H230ZM229 194V195H230ZM259 194V193H258ZM255 195V193H254ZM213 196V195H212ZM246 198H251L253 197V195L251 194L250 196H247L245 194ZM257 196V194H256ZM255 196V198H256ZM230 198H233L231 196H228ZM235 197V196H234ZM222 198V197H221ZM221 198L218 197V199H220L221 202ZM227 199V197H225ZM225 198H223L225 200ZM243 198V197H242ZM248 198V199H249ZM87 199V198H86ZM258 199H260V203L262 201H264V194H259L258 195ZM84 200V199H83ZM91 200V199H90ZM94 200V199H93ZM205 200V199H204ZM231 200V199H229ZM241 200V199H240ZM75 201V200H74ZM225 201H228L225 200ZM232 201V200H231ZM230 201V202H231ZM233 201H235L236 203V199ZM14 202V201H13ZM10 203V202H9ZM77 203V202H76ZM233 203V202H232ZM259 203V202H258ZM264 203V202H262ZM70 205V203H68ZM68 204H62V206H60L59 208L57 207V209L55 210L57 213H60L62 211L68 210L69 212V205ZM231 204V203H230ZM73 205V204H72ZM71 205V206H72ZM89 214H87V216L89 215L90 218L88 219H96L94 217L98 216L97 210L99 211V205H97V203L95 201H92L89 203ZM81 206V205H80ZM86 206V205H85ZM232 206V205H231ZM2 207V206H1ZM5 207V206H4ZM9 207V206H8ZM84 207V206H83ZM237 206L235 205V208ZM85 208V207H84ZM86 208V209H87ZM72 209V208H71ZM85 209V211H86ZM76 210V209H75ZM75 210L71 211L73 212V214H75ZM225 210V209H224ZM8 211V210H7ZM54 211V212H55ZM79 211V210H78ZM77 211V213H78ZM88 211V210H87ZM223 211V210H222ZM256 212V211H255ZM15 213V212H14ZM65 212H63L64 214ZM81 213V210L80 212ZM222 213V212H221ZM227 215H229L230 218H233L234 220L238 221H242L243 219L249 220V226L252 228L258 227L257 225L259 224V220L255 219L256 217L254 216L255 213L254 212H250V214H245L243 215V212H239V210H232V211H228L226 210ZM68 214V213H67ZM15 215V214H14ZM71 215V214H70ZM68 215V216H70ZM78 215V214H76ZM226 215V216H227ZM63 216V215H62ZM67 216V215H65ZM63 216V217H65ZM79 216H81L79 214ZM3 217V216H2ZM53 218V217H52ZM70 219V217H68ZM67 217V221L63 220L66 222V232L63 233H56L54 230L50 229V224H51V220L49 219L48 216H40V217H36V218H31L30 220L27 221V223H25V228L23 229L24 232H20L19 231V235L21 237H15L17 235L14 236L15 233H11L12 235L10 236H14L13 239L9 238L10 240H8V238H6V236L4 237V234L8 231H5V226L7 227V225H4V220H2L0 218V264H78L79 262H77V260L79 259V256H83L79 255V253H84L87 254L89 252L87 251H92L91 253H93V257L102 260L103 262H107L108 260L110 261V264H124L122 262V259L128 257V255L131 254L132 249V245H127L126 243L122 244V243H117L119 241H116L114 238H109L106 239L107 241H102V239L100 238L101 236L98 237V233L97 230H94V225H93V221L91 220V222H87L84 221V218L78 217L80 220V222L82 221V223L79 224V222L76 220L74 222H72L71 220H69ZM8 219V218H7ZM54 219V218H53ZM60 219V218H59ZM65 219V218H64ZM72 219L74 220V218L72 217ZM13 220V219H12ZM4 221V222H2ZM17 221V220H16ZM89 221V220H88ZM59 222V221H58ZM76 222L78 224H76ZM6 223V222H5ZM60 223V222H59ZM57 224V223H56ZM62 224V223H61ZM95 224V223H94ZM246 224V223H245ZM60 227V226H59ZM62 227V226H61ZM193 227V226H191ZM244 227V225H243ZM7 229H10V227ZM21 230V228H20ZM145 230V229H144ZM192 232H194V235L198 236V229L196 230L195 228H192ZM214 230V229H213ZM71 231L73 233V235H75V238H72L73 236H71ZM204 231V230H202ZM5 232V233H3ZM12 232V231H11ZM161 232V231H160ZM217 232V231H216ZM21 233V234H20ZM158 233V232H157ZM219 233V232H218ZM222 233V232H221ZM107 234V233H106ZM105 235V234H102ZM158 235V234H157ZM200 235V234H199ZM245 235H248V233H246ZM9 236V235H8ZM7 236V237H8ZM159 236V235H158ZM204 236V235H203ZM202 236V237H203ZM111 237V236H110ZM255 237V236H254ZM257 237V236H256ZM4 238H6L4 240ZM103 238V237H102ZM106 238V237H104ZM157 238V237H156ZM19 239V240H18ZM166 239V238H165ZM254 239V238H253ZM154 240V239H153ZM257 240L258 237L255 240H249V246L245 247V246H236V248L238 247L240 251L245 250L248 251L246 253H249L251 250L253 251L254 247H256L257 245ZM152 241V240H151ZM157 242V244L160 246H162V244H164V238L162 236H160V238L155 240ZM238 241L240 242V239H236L234 238V242L238 243ZM6 244H10L13 245L15 247V250L13 252V254L11 255V257L13 258L10 262H6L3 263L2 257L4 255V249L3 247H5ZM137 245H143L144 243H136ZM156 244V245H157ZM248 244V243H247ZM127 245V246H126ZM135 245V244H134ZM237 245V244H236ZM79 246L81 248H83L84 250L87 251H81V252H75V253H71L70 250L72 248H74V250H77L79 248ZM164 246V245H163ZM162 246V247H163ZM247 248V249H244ZM80 249V248H79ZM132 249V250H131ZM153 249V248H152ZM249 249V250H248ZM256 249V248H255ZM73 250V249H72ZM81 250V249H80ZM251 251V252H252ZM87 252V253H86ZM153 252L161 257L164 258L166 257L168 253L167 250H162V249H153ZM244 252V251H243ZM254 253V252H253ZM252 254V253H249ZM247 255V254H246ZM91 256V255H90ZM91 256V258H92ZM117 256V258H116ZM248 256V255H247ZM86 258V257H85ZM10 259V258H9ZM88 259V257L86 258ZM135 262H137L138 260H140V258H135ZM82 260V259H81ZM99 260V261H100ZM98 262V261H97ZM81 263V262H80ZM83 264V262H82ZM88 264V263H87ZM95 264V263H94Z\"/></svg>",
	"mask_w": 264,
	"mask_h": 264
}]
</instances>
